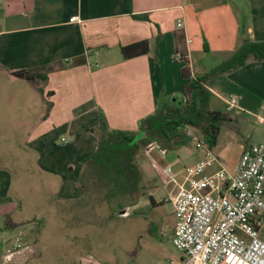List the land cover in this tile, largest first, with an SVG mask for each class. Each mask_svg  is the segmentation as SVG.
<instances>
[{"label":"crops","instance_id":"obj_1","mask_svg":"<svg viewBox=\"0 0 264 264\" xmlns=\"http://www.w3.org/2000/svg\"><path fill=\"white\" fill-rule=\"evenodd\" d=\"M244 39L264 41V0H0V264L19 232L23 247L7 264H81L84 255L153 264L152 234L138 232L120 254L106 244L113 219L128 217L144 196L157 204L151 191L170 183L165 154L153 147L139 155L146 193L113 211L77 180L96 149L93 127L103 117L109 129L137 131L161 99L187 102L190 81L212 69L202 62L229 59ZM175 51L182 61H173ZM17 70L44 80L10 74ZM201 92L223 119L210 148L219 162L208 171L232 170L251 143L264 144V59L208 78ZM222 126L237 146L234 164L217 145Z\"/></svg>","mask_w":264,"mask_h":264},{"label":"built area","instance_id":"obj_2","mask_svg":"<svg viewBox=\"0 0 264 264\" xmlns=\"http://www.w3.org/2000/svg\"><path fill=\"white\" fill-rule=\"evenodd\" d=\"M183 57L178 51L172 55L177 62ZM227 100L236 104L233 96ZM186 134L203 156L183 169L181 181L169 164L163 168L167 181L176 185L168 201L176 215L172 244L180 252L178 259L163 264H264V240L259 236L264 219V144L251 143L232 170L219 167L209 172L219 162L217 156L189 129ZM20 236L19 232L5 249L1 264L23 247ZM80 263L100 264L89 255Z\"/></svg>","mask_w":264,"mask_h":264},{"label":"trees","instance_id":"obj_3","mask_svg":"<svg viewBox=\"0 0 264 264\" xmlns=\"http://www.w3.org/2000/svg\"><path fill=\"white\" fill-rule=\"evenodd\" d=\"M249 57L264 59V41L244 39L229 59L190 81L187 102L181 96L161 99L155 111L140 120L137 131L109 129L105 119L100 117L93 127L97 138L96 149L80 164L77 180L83 191L104 201L113 211H119L135 204L145 194L140 184V154L152 147L166 154L178 146H186L190 141L186 134L189 127L196 130L211 148L223 119L206 107L201 84L212 76L237 69ZM10 74L33 83L44 80L41 74L31 70H17ZM148 198L152 201L151 196Z\"/></svg>","mask_w":264,"mask_h":264},{"label":"rangeland","instance_id":"obj_4","mask_svg":"<svg viewBox=\"0 0 264 264\" xmlns=\"http://www.w3.org/2000/svg\"><path fill=\"white\" fill-rule=\"evenodd\" d=\"M200 63L197 62L196 65ZM202 63L209 69L217 65V62L211 57ZM189 130L193 135L201 138L196 130L190 127ZM229 136L231 137V133L228 128L222 126L217 145L224 148L227 161L234 164L238 159V151L236 144L229 141ZM202 156V151L195 146V141L190 137L186 146H178L165 154V161L171 166L172 172L179 171L177 180L180 181L184 175L183 169L186 166L194 165L202 159ZM166 185L160 184L151 191L153 198L158 201L156 205H152L150 199L144 196L140 199L139 204L130 211L128 217L112 220L111 239L106 244L107 248L120 254L125 245H136L137 233L141 232L143 238L152 234L158 241V254L153 264H163L169 258L177 259L180 256V252L172 244L176 215L172 203L168 201V190L174 184L170 182ZM148 224L152 227L147 228ZM116 225L122 228V232L115 229Z\"/></svg>","mask_w":264,"mask_h":264},{"label":"water","instance_id":"obj_5","mask_svg":"<svg viewBox=\"0 0 264 264\" xmlns=\"http://www.w3.org/2000/svg\"><path fill=\"white\" fill-rule=\"evenodd\" d=\"M175 99L177 98V97H174Z\"/></svg>","mask_w":264,"mask_h":264}]
</instances>
